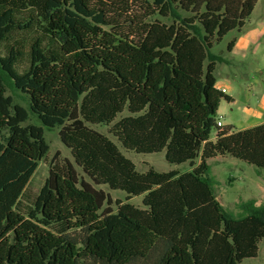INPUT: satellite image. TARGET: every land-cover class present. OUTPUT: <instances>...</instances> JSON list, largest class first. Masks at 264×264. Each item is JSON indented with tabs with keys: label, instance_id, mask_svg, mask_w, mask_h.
<instances>
[{
	"label": "trees",
	"instance_id": "1",
	"mask_svg": "<svg viewBox=\"0 0 264 264\" xmlns=\"http://www.w3.org/2000/svg\"><path fill=\"white\" fill-rule=\"evenodd\" d=\"M155 1L167 21L137 37L120 30L112 0H0V47L8 49L0 55V264H241L258 256L264 204L228 213L208 162L229 155L264 169V123L218 126L220 104L232 98L216 87L223 58L212 53L258 0ZM26 48L29 68L20 71ZM7 82L43 126L60 127L74 160L57 154L35 197L29 185L49 146L42 127L24 125L30 112L7 96ZM125 110L113 127L124 149L164 151L191 170L139 172L91 127ZM99 186L142 197V207L116 202L115 211Z\"/></svg>",
	"mask_w": 264,
	"mask_h": 264
},
{
	"label": "rangeland",
	"instance_id": "2",
	"mask_svg": "<svg viewBox=\"0 0 264 264\" xmlns=\"http://www.w3.org/2000/svg\"><path fill=\"white\" fill-rule=\"evenodd\" d=\"M110 4V3H108ZM129 4V5H128ZM264 0L257 3L252 15L246 20L244 27L240 30H234L228 33L221 43L215 44L212 53L222 57L223 61L217 62L215 77L220 87L227 83L229 90L234 98L233 103L224 101L221 104L218 118L222 122L232 123L236 129L241 130L250 125H259L264 120L243 124L247 112L258 110L264 106V35L257 36L260 20L262 18ZM122 9V11H121ZM114 17L120 15L117 19L120 23V30L125 33H132L133 36H140L146 24H151L156 20L167 21L159 15V8L155 0H112V10ZM116 20V19H115ZM135 38V40L137 39ZM243 38L248 40L250 46L246 51L236 50L232 54L228 50V44L231 41ZM7 46L0 47V55L7 54ZM29 54V48H26L25 55ZM18 63L20 71H26L29 68V55ZM207 64V62H206ZM7 96H10L18 105L25 107L29 112V100L21 91L14 88L11 82H7ZM125 110L117 120L111 125H91L92 128L111 139L119 147L120 151L130 159L139 172H146L153 168L158 172L166 173L178 170L185 173L191 170L188 163L177 165L166 161L165 152L153 154H140L134 151L124 149L118 138L113 133L114 124L129 116ZM24 125H35L44 130L45 141L49 146V152L40 162L39 167L34 174L30 185L29 195L35 197L44 186L49 173L51 160L60 154V157L67 158L74 162L71 152L62 143L59 131L60 127L47 128L34 116L29 113V120ZM212 140H215V132L212 134ZM210 175L216 181V192L218 200L224 209L235 216L244 213L243 204L250 200H255L256 205L264 204V169H259L240 159L229 155L218 156L210 159ZM199 163V159L196 164ZM80 176L89 180L83 171L76 167ZM107 192L114 204L113 209L117 210L116 202L131 203L137 207H142V197L128 198L127 194L120 190H111L107 186H99ZM241 264H264V239L259 244V252L256 258L245 259Z\"/></svg>",
	"mask_w": 264,
	"mask_h": 264
},
{
	"label": "crops",
	"instance_id": "3",
	"mask_svg": "<svg viewBox=\"0 0 264 264\" xmlns=\"http://www.w3.org/2000/svg\"><path fill=\"white\" fill-rule=\"evenodd\" d=\"M260 1H262V0H258V3ZM262 15H263L262 18H264V7H263V13H262ZM259 34H260V36L261 35H264V20L263 19L260 20L259 28H258V31H257V36ZM233 42H234V45L232 47V51H229L231 54L233 52H235L236 50L246 51V49L250 46L249 41L248 40H244L243 38H240L239 40H234ZM223 84H224L223 86H225V88H229L228 87L229 85H227V83L226 84L223 83ZM216 87L218 89H220V90H223L227 95L231 96L232 101L231 102H227L226 101L227 103H233L234 102L233 96L231 94H229V92H228L229 90H225L224 87L223 88L220 87L218 83L216 84ZM223 102L224 101H222L221 104ZM221 104H220V107H221ZM219 111H220V108H219ZM219 111H218V114H219ZM259 119L264 120V106L262 108H259L258 110H251L250 109V111L247 112V115H246V117H245V119L243 121V124H248L249 125L250 122H252V123L253 122H257V121H259ZM218 121H220L223 124V126H225V125H232L234 127V131H241V130H245V129H248V128L257 126V125H250V126H248L246 128L244 127L243 129L238 130V129H236V127L232 123L222 122L219 118H218ZM261 124H263V123H261Z\"/></svg>",
	"mask_w": 264,
	"mask_h": 264
},
{
	"label": "built area",
	"instance_id": "4",
	"mask_svg": "<svg viewBox=\"0 0 264 264\" xmlns=\"http://www.w3.org/2000/svg\"><path fill=\"white\" fill-rule=\"evenodd\" d=\"M218 126H219V127H222L223 124H222L220 121H218Z\"/></svg>",
	"mask_w": 264,
	"mask_h": 264
}]
</instances>
